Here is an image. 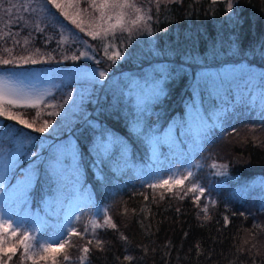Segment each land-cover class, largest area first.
<instances>
[{"label": "trees", "instance_id": "obj_1", "mask_svg": "<svg viewBox=\"0 0 264 264\" xmlns=\"http://www.w3.org/2000/svg\"><path fill=\"white\" fill-rule=\"evenodd\" d=\"M232 3L231 12L227 0H171L158 12L153 7L152 35H134L129 41L126 33H117L113 43L123 50V58L116 62L104 55L105 42L74 35L71 30L79 29L44 0H34L36 10L26 17L29 25L39 24L43 32L32 27L20 31V25H13L21 43L13 47L9 40L6 46L13 48L12 55L2 50L0 55L9 59L32 55L38 62L0 65V74L41 75L49 69L52 78L58 77L57 71L73 74L78 71L75 63L85 62L108 73L101 83L88 84L74 76L62 81L66 87L89 85L91 92L73 112L72 128L61 137L37 133L16 121L1 123V127H23L32 148L40 147L43 155L51 156L64 144L77 145L89 184L86 193L92 205L104 210L103 216L97 214L98 220L107 215L116 225L72 236L60 264H79L84 246L89 248L84 264H264V107L258 83L246 84L240 72L251 69L257 78L264 72V0ZM62 26L71 30L63 35L68 41L58 43ZM84 51L95 59H72ZM157 67L170 72L165 94L138 117L135 98L127 94L129 82L142 83ZM206 73L229 74L232 87L225 92L201 85L195 98L197 113L193 94ZM14 109L29 122L36 113L31 107ZM201 116L207 119V128ZM41 117L48 119L44 113ZM41 121L37 119L34 126ZM102 133L117 141L106 157L93 150ZM187 163L196 171L194 180L205 188L203 195L188 192L185 181L174 182L171 191L168 185L148 186L158 183L154 173ZM213 163L227 167L212 168ZM218 171L226 175H217ZM204 195L212 201L206 202ZM22 253L23 248L17 247L9 260L0 252V264H33L22 259ZM64 253L71 257L68 262ZM126 256L133 259L125 260Z\"/></svg>", "mask_w": 264, "mask_h": 264}, {"label": "snow or ice", "instance_id": "obj_2", "mask_svg": "<svg viewBox=\"0 0 264 264\" xmlns=\"http://www.w3.org/2000/svg\"><path fill=\"white\" fill-rule=\"evenodd\" d=\"M34 0H20L19 3H14L12 0H0V50L7 53L9 56L12 55L13 48L7 47V42L11 40L13 47L20 44L21 41L16 39L19 36V31H13V25H20V31H23L26 27H32L37 32H43L44 28L39 24L32 23L29 25V20L26 17H31L32 13L35 12L33 7ZM171 0H90L88 7L93 9L97 15L91 16L89 20V29L87 30V35L91 36L93 39H101L105 42L103 46L104 55L108 60L116 62L123 58V50L116 47L113 43L117 38V33L127 34V39L130 41L134 35L147 34L152 35L153 30L151 27V22L153 20V7L160 10L162 3H168ZM215 0H213V3ZM45 5L51 4L55 8L61 11V14L71 21L72 24L76 26L81 32H85L86 29L83 23L78 19L80 16L79 0H44ZM75 6V11L70 13L67 9ZM233 8L232 0H227L226 9L231 12ZM85 11H87L85 9ZM31 37V32L28 36L23 39V44L26 46L29 43V38ZM109 37L111 40H109ZM68 38L61 35V40L58 43L67 42ZM112 48V51H109ZM39 53V49L35 50ZM81 56L95 59L94 56H90L88 51L80 53L79 56L73 55L72 59H79ZM37 61L32 55L13 57L11 59L5 58L0 55V65H10V64H28L36 63ZM96 63H100L96 60ZM244 81L248 85H253L254 81L258 83L260 87L261 96V106L264 107V72L259 74L257 78L255 74L251 72V69H240ZM94 77L97 74H93ZM108 73L105 71H100L98 73L99 78L107 77ZM170 72L166 67H157L153 69L152 73L146 74L143 78V82H133L132 86L129 87L128 95L135 98V105L137 108V116H141L146 111V106L155 100H158L161 96L165 94L164 82L169 78ZM201 85L205 88H216L221 87L225 92L231 90L232 87V77L229 74H224L223 76H209V74H204V79L197 83V91L193 94V108H196L197 113L200 109L196 107L195 98L199 94ZM70 98V97H69ZM44 103L43 97H33L21 93L19 90L9 86V83L4 77H0V117L7 120L16 121L19 125L24 126L27 129H33L37 133L48 132L51 127V121L48 119H42L39 111L34 113L32 122L28 119L22 118L23 113L14 112V108H36ZM47 107L53 109H63L62 104H48ZM226 111V110H225ZM191 114V109H190ZM48 116H58L60 111H52L47 113ZM41 119L42 122L39 126H34L36 120ZM201 121L204 128L208 127L207 119L201 116ZM7 137L10 141V147L5 149L4 140ZM30 139L24 132L19 129H14L9 127L7 130L0 127V193L4 192L3 184L7 179L8 175L13 174L16 168L21 162V157L30 155L32 157H39V153L31 152L27 153L25 148L27 147L26 141ZM117 141L111 136V134L102 133L100 137L94 142L93 150L101 157L108 156L113 148V145ZM78 150L75 145H66L56 149L52 155L48 158L46 162V169L50 175L56 178L58 181L63 178L65 171L67 170L65 161L71 162V167L74 171H78ZM212 168H226V165H216L213 163ZM217 175H226L225 172H217ZM194 173L189 170L187 171L184 179L193 177ZM37 179V169L35 165H30L28 169L23 170L21 176L17 180V184L14 191L19 193L21 202H27V194L34 187L35 181ZM173 180V176H169L168 179L160 180L158 183H151L148 186L150 188L162 187L168 185V191H171V185L169 181ZM79 180L77 178L76 183ZM175 183L182 184L183 179L176 178ZM61 185L58 184V190ZM199 191L200 195H203L205 188L201 187L198 182L193 180V185L187 191L195 192ZM187 195V192H185ZM147 199V197H145ZM162 198V197H161ZM183 198V197H181ZM199 200V196L196 197ZM205 213L208 208L202 209ZM207 218V217H206ZM73 219L79 220L80 217H65V224L62 226L63 231L58 237L49 238L48 240H43L38 238L36 233L37 228L33 227L31 230L24 228L23 222H17L15 227L10 222L12 220L11 216H5L0 214V234L7 232L9 228H12L11 236H15L22 228L23 235L20 243L23 245L22 259H30L33 264H39L40 260L48 261L51 260V264H57L56 254L60 250L64 249L65 244L70 243L72 236H81L82 233L78 232L74 226H72ZM227 219V218H225ZM7 225V227H5ZM89 225L94 233L95 228L103 227L105 225L115 228L116 225L111 222V217L106 216L103 224H99L96 220H89V224L85 225L84 234L89 231ZM31 231V235H30ZM126 239V238H125ZM3 242V236L0 235V243ZM89 244L91 241L88 242ZM97 246L102 247V242L97 240ZM197 247H199L197 245ZM0 251H3L0 248ZM15 253V249H10ZM82 255L78 257L79 264H84L87 259V253L89 248L84 246L80 249ZM9 260L12 259L11 256L8 257ZM71 257L64 253L63 260L68 262ZM125 260L131 261L133 258L131 256H126Z\"/></svg>", "mask_w": 264, "mask_h": 264}, {"label": "rangeland", "instance_id": "obj_3", "mask_svg": "<svg viewBox=\"0 0 264 264\" xmlns=\"http://www.w3.org/2000/svg\"><path fill=\"white\" fill-rule=\"evenodd\" d=\"M65 2H69V0H65ZM89 2L90 0H79L80 16L78 19L83 23L86 31L81 32L80 30H71V26L67 25L70 28H67V26H62L64 28L61 29L62 35H67L70 30L74 35L77 36H79L78 33L87 34L90 17L97 15V13H95L93 9L89 8L88 5L84 8V3L89 4ZM85 9L87 11H85ZM67 10L70 13H73L75 11V6ZM55 63H58L57 65L60 66L63 65L62 61H56ZM88 63H75V69L78 70L77 72H74L73 74H65L59 73L57 71L58 77L52 76V78L50 77L51 74L49 69L41 75L30 74L24 76L17 74H0V77H4L9 83V86L19 90L25 95L43 97L44 103H42L39 108L36 109V112L39 111L40 114L44 113V115L48 117V120L51 121V127L49 128L48 132H45L44 134L51 136L52 138H58L72 128L71 125L76 121L73 112L76 111L80 106L82 107L83 103L88 97L87 95H89L91 92L89 85L79 84L75 87H66L62 85V81L64 79L69 81L73 78V76L80 79L82 82H87L88 84H90V82L101 83V81L105 80V78H99V71L97 72L96 70H93L94 68L88 67ZM93 74L97 75L94 77ZM133 82H136V80H131L129 82L128 90L129 87L132 86ZM57 90L60 94L56 93ZM48 104H62L63 109H53L51 107H47ZM52 111H60V115L48 116L47 113ZM4 120L6 119L0 117V127ZM41 122H38L36 126H39ZM3 128L7 130L9 126L4 125ZM18 128L22 132L26 133V131L23 130V127L18 126ZM44 141L45 140H43V143ZM10 144L11 141L5 137V149H8ZM26 144L27 146H30V148H25V151L27 153L37 152L39 153V157H32L30 155L21 157V162L16 168L15 172L8 175L3 184L4 192L0 193V214L12 217L10 222L13 224V227H15L17 222H23L24 228H28L29 230H31L33 227L37 228L38 231L36 235L38 238H42L43 240H48L49 238L58 237L60 235V233L64 230L62 226L65 224L66 216L80 217L79 220L73 219L72 222V226H74L80 233L84 232L85 225H88L89 220L91 219L96 220L99 222V224H101V220L104 222V219L107 215L101 220H98L99 218L97 216L98 213L99 216H103L104 210L98 208L96 205H92V199L86 193L85 187H88L89 184L85 179L86 170L82 165V153L80 152L79 147L75 145L78 150V171H74L71 167V162L66 160L65 165L67 170L65 171L63 178L58 181L56 178L50 175L46 169V162L50 156H47L48 154L43 155V153H41L42 149H40V147L39 149H33L30 141L27 140ZM70 144L74 145L72 143ZM66 145L69 144H64L63 146ZM156 151L157 150H155V152ZM155 161L156 160H154L153 156L152 162ZM41 163L43 164L41 165ZM33 164L37 169V179L35 181L34 187H32V189L27 194V202L23 203L20 200L19 193L14 191V188L23 170L28 169L29 166ZM189 170H191L193 173L196 172L190 168L188 163L182 166L177 164L175 168L154 173L153 176L156 182L168 179L169 176H173V180L169 181V185H172L175 179L179 178L183 179L185 183L187 182L188 185L192 187L194 177L184 179V176ZM77 178L79 180L78 183H76ZM58 184L61 185L59 190ZM198 184L200 185L199 182ZM200 186L202 187V185ZM195 193L200 195L198 190L195 191ZM204 197L206 202H209V200L212 201L209 195H204ZM5 227H7V225H5ZM89 227V232H91V226L89 225ZM12 230V228H9L7 232L0 234L3 236V242L0 243V248H2L3 251L0 252L2 254L8 255V257L9 253H12L10 249H16L20 246L23 248V245L20 243V241L22 239L24 229L22 228L15 236L10 235ZM68 244H65V246ZM63 250L64 249L60 250V252L56 254L57 264H60L61 262L60 255L61 252H64ZM39 263L51 264V260H40Z\"/></svg>", "mask_w": 264, "mask_h": 264}]
</instances>
